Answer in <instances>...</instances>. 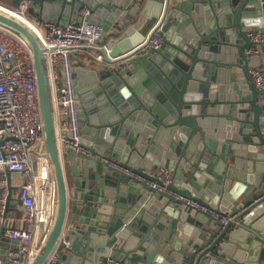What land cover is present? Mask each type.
Segmentation results:
<instances>
[{"label":"water","instance_id":"1","mask_svg":"<svg viewBox=\"0 0 264 264\" xmlns=\"http://www.w3.org/2000/svg\"><path fill=\"white\" fill-rule=\"evenodd\" d=\"M22 1L38 20L58 23L87 6V19L110 34L95 48L102 60L76 67L82 146L92 155L62 153L47 47L24 18L0 9V25L21 36L34 55L45 155L55 181L51 221L46 232L39 226V248L29 264H46L62 239L69 242L59 253L64 264H257L264 169L252 173L249 160L264 161V89L250 70L261 62L264 70V58L246 50L253 46L250 30L264 26V0H146L130 8L136 0L9 4ZM146 18L155 23L148 34L137 29ZM157 30L161 46L141 55ZM165 163L174 175L168 191L154 187L161 182L152 174ZM16 174H4V216ZM183 198L231 220L222 224ZM5 228L0 241H8ZM10 241L18 248V240Z\"/></svg>","mask_w":264,"mask_h":264},{"label":"built area","instance_id":"2","mask_svg":"<svg viewBox=\"0 0 264 264\" xmlns=\"http://www.w3.org/2000/svg\"><path fill=\"white\" fill-rule=\"evenodd\" d=\"M6 6L16 15L29 19L40 30L38 34L47 47L62 153L73 149L92 155L82 146L75 55L80 49L105 46L102 42L106 34L103 26L87 19L90 14L87 6L79 9L82 19L72 17L65 23L34 19L28 13V1H22L18 7ZM250 37L253 46L246 50L247 54H259L264 45V28L253 29ZM162 42L157 30L139 53L146 55L158 49ZM94 58L102 60L103 56L96 52ZM250 73L256 86L264 89V70L254 67ZM40 146H43L42 152L37 151ZM33 155L38 157L37 163L33 161ZM111 164L118 166L114 162ZM7 170L19 172L23 178L18 189L23 215L18 225L4 229V236L19 241L18 248H11L6 253L5 264H29L39 248L36 240L39 226L44 224L46 232L51 221L55 206V181L45 155L44 123L32 49L21 36L0 25V175L3 178L0 194L4 202L0 207V221L9 195V182L4 177ZM123 170L133 173L129 169ZM152 174L161 182L154 187L168 191L167 186L174 181L170 167L163 164ZM183 199L193 208L208 211L222 224L231 220L229 214L217 213L192 199ZM68 243L62 239L46 264H58L60 250ZM0 264L4 263L0 261Z\"/></svg>","mask_w":264,"mask_h":264},{"label":"crops","instance_id":"3","mask_svg":"<svg viewBox=\"0 0 264 264\" xmlns=\"http://www.w3.org/2000/svg\"><path fill=\"white\" fill-rule=\"evenodd\" d=\"M145 2H146V0H136L135 2H132L130 4L129 8L132 7L133 5L140 6V4H141V6H142V5L145 4ZM0 3L1 4H4V5H10L9 4V0L8 1L7 0H0ZM5 9L7 11L13 13L12 11L9 10V8H5ZM36 11H38V9ZM31 17H33L34 19H37V20L39 19L35 14L31 15ZM72 17H76L78 19H82V17L78 13H73L72 15H63L62 16V19L60 20V23H65V22H67ZM137 19L138 18H134V17L130 16V21H133V20L136 21ZM263 21H264V10H263ZM154 24L155 23H154V20L153 19L146 18L145 22H143L142 24H139V26L137 27V29H138V31H144V33L148 34V30L150 28H153L155 26ZM136 25H138V24H136ZM263 28H264V26L261 27V28H252L250 31H252L253 29H263ZM111 31H113V33H114L115 29L112 28ZM109 37H110V34L106 32L105 37H104V39H103L102 42L103 43H106ZM96 52L97 51L95 49H87V48L78 50L76 52V55H75V60H76L77 66H82L84 68H91L92 62L95 61L94 60V54ZM259 55H260V58H261V61H262L263 58H264V45L261 46V52L259 53ZM262 63L263 62H261L260 68H263L262 67ZM165 70H166L167 73H170V75H171V72L172 71L170 69L166 68ZM260 152H262V153L264 152V147L263 146L262 147H259V153ZM255 155L256 154L249 153L248 154V157H255ZM227 160L230 163H233L234 162V159L231 158V157H227ZM249 161H251V172L252 173L256 174L258 168L259 169L260 168L264 169V161L259 162V165H258V162L256 160H249ZM164 165H167L168 166V163H165ZM2 179L3 178L0 175V187H1V181H2ZM22 180H23V178H22L21 174L20 175L16 174V175H13L11 177L10 183H11L12 188H13V193L11 195L10 203L8 205V208H7L6 216H3V219L0 221V230H1V228H2L3 225L5 227L16 226L21 221V217L23 215V211H22V207L20 205V200L18 198V189H19V187L22 184ZM233 183L234 182H232L230 185L232 186ZM2 203H4V202H3L2 197H1V194H0V207H1ZM225 214H229V213H225ZM207 222H208V224H206V225H209V224H211L212 221L209 220ZM37 239H38V231H37V234H36V240ZM10 240L11 239H8V241H0V261L2 263H4V264H5V259H2L1 257L4 256V255H6V253L14 245ZM79 248L82 251L84 250V247L81 246V245L79 246ZM244 251H245V254H248L249 253V250L247 248H245ZM254 259H255V257H254ZM255 261L253 263L264 264V243L261 245V249H259V254H258V257H256V260ZM126 263H127V261H126ZM58 264H64V261L61 258H59V257H58Z\"/></svg>","mask_w":264,"mask_h":264},{"label":"bare ground","instance_id":"4","mask_svg":"<svg viewBox=\"0 0 264 264\" xmlns=\"http://www.w3.org/2000/svg\"><path fill=\"white\" fill-rule=\"evenodd\" d=\"M2 6V7H1ZM4 7V8H3ZM5 8H9L8 6H6V5H4V4H1L0 3V9H3V10H5V11H7ZM9 10L11 11V9L9 8ZM7 12H9V11H7ZM9 13H11V12H9ZM11 14H13V13H11ZM26 21H27V23H29V25L37 32V33H39L40 32V30L35 26V25H33L32 24V22L29 20V19H27V18H24Z\"/></svg>","mask_w":264,"mask_h":264},{"label":"flooded vegetation","instance_id":"5","mask_svg":"<svg viewBox=\"0 0 264 264\" xmlns=\"http://www.w3.org/2000/svg\"><path fill=\"white\" fill-rule=\"evenodd\" d=\"M79 114H80V119H81V117H82V115H83V111H82V108H81V107H80ZM81 121H82V119H81Z\"/></svg>","mask_w":264,"mask_h":264},{"label":"rangeland","instance_id":"6","mask_svg":"<svg viewBox=\"0 0 264 264\" xmlns=\"http://www.w3.org/2000/svg\"><path fill=\"white\" fill-rule=\"evenodd\" d=\"M28 13H29L30 16L34 14L33 12H31V10H29Z\"/></svg>","mask_w":264,"mask_h":264}]
</instances>
